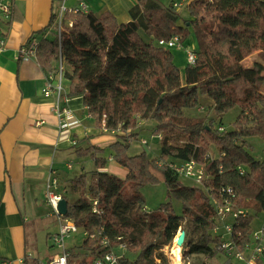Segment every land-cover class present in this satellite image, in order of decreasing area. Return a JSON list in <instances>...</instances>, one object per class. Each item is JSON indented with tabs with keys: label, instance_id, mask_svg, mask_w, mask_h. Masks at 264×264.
Returning a JSON list of instances; mask_svg holds the SVG:
<instances>
[{
	"label": "trees",
	"instance_id": "16d2710c",
	"mask_svg": "<svg viewBox=\"0 0 264 264\" xmlns=\"http://www.w3.org/2000/svg\"><path fill=\"white\" fill-rule=\"evenodd\" d=\"M183 10L187 17L173 4L166 8L156 0H135L131 21L119 23L110 12L97 17L68 9L61 44L54 29L50 37L44 35L46 29L30 39L37 42L41 68L56 75L61 63L69 96L82 97L97 128L117 137L109 147L111 159L128 170L124 180L98 170L84 173L62 194L66 217L95 235L81 245L84 256L105 252L100 244L107 237L111 246L126 243L138 252L133 263L125 256V264H170L164 248L183 231L184 260L208 264L222 254L211 204L222 189L233 190L234 208L247 212L232 221L241 248L249 243L256 221H264V156L254 157L247 142L252 137L264 141V0H188ZM51 20L52 29L57 14ZM66 21L73 22L72 28ZM191 29L200 50L195 63L186 65L182 80L172 51L159 41L174 36L184 41ZM254 53L261 61L245 67ZM204 99L210 105L206 116L198 118L193 110ZM236 108L232 130L222 121L216 124ZM144 123H152L151 137H162L154 159L145 151L128 154L131 144L142 141ZM94 150L104 152L90 148L83 155ZM190 160L205 168L207 178L200 188L184 186L172 168ZM162 182L169 196L181 202L180 215L171 202L155 212L146 210L139 188ZM70 194L79 198L71 201ZM69 250L76 257L74 248Z\"/></svg>",
	"mask_w": 264,
	"mask_h": 264
},
{
	"label": "crops",
	"instance_id": "0c3cea01",
	"mask_svg": "<svg viewBox=\"0 0 264 264\" xmlns=\"http://www.w3.org/2000/svg\"><path fill=\"white\" fill-rule=\"evenodd\" d=\"M61 1L0 0L11 6V15L0 19L1 29L8 37L7 48L0 55V264L47 263L53 257L54 253H47L46 259H40L39 247L44 233L50 239L58 231L57 217L46 200L51 176L58 179L61 195L68 193L72 179L84 173L98 170L122 180L128 176L127 169L109 160L112 157L109 147L117 137L102 133L93 119L88 118L82 97L69 96V82L64 86L68 97L66 105L81 124L59 129L58 117L53 112L57 97L43 92L49 74L36 57L29 61L21 58V48L33 35L47 29L44 35L51 36L54 26L52 29L49 26ZM64 1L70 10L85 3L97 17L110 12L119 23L131 21L129 11L135 3V0ZM183 70L180 68L182 80ZM139 146L133 145L129 156L140 155ZM90 148L104 152L94 150L88 156L83 155ZM144 149L148 154L151 152L149 144ZM74 159L79 160L82 167L72 175ZM78 198L76 194L71 195V201ZM29 255L33 258L29 259Z\"/></svg>",
	"mask_w": 264,
	"mask_h": 264
},
{
	"label": "built area",
	"instance_id": "2783aa9c",
	"mask_svg": "<svg viewBox=\"0 0 264 264\" xmlns=\"http://www.w3.org/2000/svg\"><path fill=\"white\" fill-rule=\"evenodd\" d=\"M174 6L177 9H180V7L183 6V3ZM67 11L68 8L66 7L64 1L59 12L60 15H57V20L54 25V30L57 33L59 44H61L62 25L65 21V14ZM74 11H80L83 14L90 13L89 7L85 3H80L78 9H74ZM10 15L11 6L0 2V19H6ZM66 24L69 28H72L73 26V22L66 21ZM7 38V35L2 31L0 26V55L4 53L7 48ZM159 45L166 49L173 50L182 47L183 41L180 36H174L170 40L159 41ZM36 46V40L29 41L25 46H23L20 50L22 60L29 61L30 59L35 58ZM196 58L197 56L195 52L187 51L188 64H194ZM43 92L46 95L55 94L57 97L53 112L58 117L60 130H67L80 126L81 121L75 116L74 111L66 105L68 104V97L63 86V66L61 63L56 75L51 74L48 76ZM88 118L91 119L90 114H88ZM220 130L223 131L224 129L220 128ZM112 134L115 133L113 132ZM154 139L162 140V137L152 136V140ZM140 143L144 147H147L148 145L147 140H142ZM211 157L212 155L209 153L207 158ZM109 160L112 159L110 158ZM172 168L178 175L192 179L200 185L207 178L204 166L194 160L186 161L183 164L172 165ZM241 175H243V173H241ZM233 196V190L222 189L217 196L218 198H212L211 201L219 221V225L214 231L222 242L220 246L221 253L226 257L228 264H264V221L258 229L253 231L249 243L245 247L241 248L240 244L235 240V231L232 221L239 217H245L247 212L244 209L234 208ZM62 199V195L58 191V179L55 176H51L48 183L46 200L52 208L54 215L57 217L58 231L53 234L49 240L53 242V247L56 248L57 252L47 263L44 264H71V260L73 259L67 242L72 239V234H77L81 229L72 219L59 214L58 206ZM92 205L94 212H97L98 203L94 201ZM83 234L85 239L91 240L95 238V235H89L86 232H83ZM100 234H102V232ZM100 246L101 249L107 250L105 252L92 254L94 257L93 264H125L126 251L129 249L126 243L111 246L108 238L106 237L102 240ZM117 251H121V254H118ZM182 257L180 264H189ZM28 258L32 259L33 256L29 255ZM82 260H85V264H87L86 258ZM36 264L43 263L37 262Z\"/></svg>",
	"mask_w": 264,
	"mask_h": 264
},
{
	"label": "rangeland",
	"instance_id": "374dc122",
	"mask_svg": "<svg viewBox=\"0 0 264 264\" xmlns=\"http://www.w3.org/2000/svg\"><path fill=\"white\" fill-rule=\"evenodd\" d=\"M158 3H160L163 7L169 8L173 3H179L181 0H156ZM64 0L61 1L60 4V9L61 6L63 5ZM188 0H185L183 2V8L187 5ZM183 8L180 9L178 8V10L180 11V13L184 16L187 13H185V9L183 10ZM60 9L56 14L59 16L60 15ZM184 17H187L184 16ZM200 50V42L196 36V34L193 32V30L191 29L189 31V33L187 34L185 40L183 41V46L179 47L178 49H173L171 50L174 56V63L176 64V66H178V68H184L186 67V64H188L187 61V51H191V52H196ZM257 53H254L253 55L249 56L245 61H244V66L248 67V66H252V64L255 62V60L261 61L259 56H256ZM258 55V54H257ZM59 66L60 64H58V70H59ZM184 70H183V74H184ZM63 86L67 85V81L63 79ZM65 89V87H64ZM203 106L193 110V113L195 114L196 117L198 118H204L207 114L208 111V107L210 105V102L207 99L203 100ZM239 114V109H234L232 111H230L229 113L225 114L222 118V120H216V124H220V121H222V124L225 128H227L228 130H232L233 129V123L236 121L237 115ZM87 115V114H86ZM85 115V119L87 118V116ZM214 117V114L211 113L210 116ZM146 123H144L145 125ZM152 123H147L145 125L146 129L144 130L145 134H142V136L140 137L141 139H146L148 141L149 144V148L151 150V152L148 154L150 159H154L157 158L159 156L160 153V144L159 142H161L162 140H157L154 139L152 140L151 137V127ZM248 147L250 149V152L252 153V155L254 157L257 158H262L264 156V141L259 138V137H252L248 139ZM139 144L140 146V150L142 152L145 151L144 147L139 143V142H135L133 144H131L130 149L133 145H137ZM129 149V150H130ZM132 152V151H131ZM133 153V152H132ZM106 156L109 155V152L105 153ZM75 158V157H74ZM73 166H74V172L72 173V175L75 174L76 171H78L82 166L80 165L81 163L79 162V160L74 159L73 161ZM180 182L184 185V186H189V187H198L200 188L201 185L196 183L194 180L186 178L184 176H181L180 178ZM138 193L144 198L145 200V208L148 212H155L157 211L162 204L171 202L172 205L175 208V211L178 215H180L182 213V204L181 202L172 199L169 196V193L167 191V186L164 182L157 184V185H145L139 188ZM55 220V219H53ZM262 223V220H257L256 221V229H258L260 227ZM179 235V234H178ZM176 236L173 244L171 245V247L173 248V246H175V242L177 240ZM72 239L68 240L67 244L69 246V248H74L75 252H76V257H74L71 260V264H81L82 263V259L86 258V263L87 264H93L94 261V257L93 255H88V256H84V253H87L86 250L81 248V245L84 243L85 241V236L83 234V231H79L77 234H72L71 235ZM47 233H44L43 236L41 237V244L39 245L40 247V251H41V255H40V259H46V254L47 253H56L57 250L55 247H53V242L51 240H49L47 238ZM46 241L48 244H46ZM185 246V244H184ZM184 246L181 248L180 250V255L182 257V255L185 254L184 251ZM130 248H134V246H131ZM128 249L126 251V260L129 263H133L138 255L137 251H134L133 249ZM117 250V249H115ZM39 251V250H38ZM164 252L168 258V260L170 261V264H173V256L170 253V247L164 248ZM38 254V252H36ZM118 254H121V251H117ZM183 258V257H182ZM191 260H194L193 257H191ZM41 262H46V261H41ZM227 262L226 257L223 254H219L218 256H216L214 259L208 261V264H225Z\"/></svg>",
	"mask_w": 264,
	"mask_h": 264
},
{
	"label": "water",
	"instance_id": "95a60500",
	"mask_svg": "<svg viewBox=\"0 0 264 264\" xmlns=\"http://www.w3.org/2000/svg\"><path fill=\"white\" fill-rule=\"evenodd\" d=\"M146 153L148 154V151H146ZM58 211H59V214L61 216H64L66 217L67 216V213H68V204H67V201L62 199L61 202L59 203V206H58ZM185 239H186V234L185 232H180L178 237H177V240L175 242L176 246L180 247V249L184 246L185 244Z\"/></svg>",
	"mask_w": 264,
	"mask_h": 264
},
{
	"label": "bare ground",
	"instance_id": "6f19581e",
	"mask_svg": "<svg viewBox=\"0 0 264 264\" xmlns=\"http://www.w3.org/2000/svg\"><path fill=\"white\" fill-rule=\"evenodd\" d=\"M180 247L173 246L170 247V253L173 256V264H180L181 263V255H180Z\"/></svg>",
	"mask_w": 264,
	"mask_h": 264
}]
</instances>
